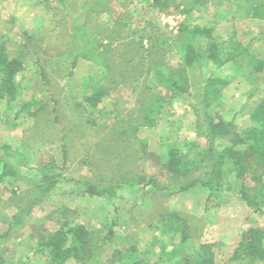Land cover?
Returning <instances> with one entry per match:
<instances>
[{
    "label": "rangeland",
    "instance_id": "1",
    "mask_svg": "<svg viewBox=\"0 0 264 264\" xmlns=\"http://www.w3.org/2000/svg\"><path fill=\"white\" fill-rule=\"evenodd\" d=\"M69 1L75 5L79 0ZM149 1L108 0L109 11L100 15L99 22L92 21L90 30L104 41L112 37L116 47L117 42L130 36L133 25L128 21L118 35L111 18L119 11L130 10L151 19L170 36L178 34L182 23L214 25L216 36L222 39L235 34L264 59V19H252L238 10V0H218L216 4L174 0L170 8L160 11L145 9ZM187 4L193 5L189 13L184 11ZM60 7L57 1L46 6L41 0H0V38L6 40L11 56L18 54L24 59V67L16 77L21 97L13 102L0 100V145L12 147L10 151L0 149V163L8 161L16 170L0 183V261L4 258L8 264H54L44 253L35 251L39 234L54 231L64 223H82L95 231L97 244H103L100 254L88 264H113V250L133 244L146 247L153 234L151 221L161 211L179 210L189 217L194 228V236L182 254L192 252L200 242H209L216 264H264L230 259L246 230L264 227V212L248 206L241 195L210 197L200 184L167 196L164 190H151L150 185L145 191L118 185L123 178L139 174L166 183L169 174L161 170V164L168 147L182 144L187 149L186 142L202 147L207 144L202 102L207 67L197 66L190 71V92L166 104L156 125L141 126L136 137L126 143L127 149L120 146L114 156L107 154L105 148L112 146L107 139L109 125L118 118L135 116L136 97L119 85L96 107L82 103L84 78L93 75L98 79L101 72L88 59L80 58L73 64L68 43L72 42L71 49L77 44L57 19L64 17L63 22L69 26L74 10L66 16L60 13ZM224 52L223 48V57ZM166 59L172 66L178 64L175 46L167 48ZM232 72L227 66L215 74ZM150 80L155 82L156 78L152 76ZM251 92H255L254 97ZM263 95L264 70L248 77L247 71L239 69L222 90L221 103L214 110L243 128L249 124L248 111ZM33 98L45 103L44 110L35 116L20 110L23 99ZM104 138L107 140L102 143ZM48 162V177L42 181L39 167ZM86 180L112 186L115 193L91 195L83 183ZM110 228L113 236L103 242ZM155 233L169 246L180 239L162 230Z\"/></svg>",
    "mask_w": 264,
    "mask_h": 264
},
{
    "label": "trees",
    "instance_id": "2",
    "mask_svg": "<svg viewBox=\"0 0 264 264\" xmlns=\"http://www.w3.org/2000/svg\"><path fill=\"white\" fill-rule=\"evenodd\" d=\"M41 1L46 6L52 1L60 2V13L73 16L69 26L63 22L64 17L57 19L62 21L68 35L73 37V43L77 44L71 49L72 42L68 43L73 64L76 65L80 58H84L99 67L101 75L98 79L93 75L84 78L81 87L82 103L96 107L119 85H124L136 97L135 116L118 118L109 125L107 139L112 142V146L106 147L105 153L110 152L112 156L116 154L118 147L128 148L126 143L136 137L141 126L156 125L159 114L173 98L190 92V71L194 67H207L208 74L205 75L202 90L207 144L202 147L186 142L187 149L182 144L168 147L161 164V170L169 174L166 183L154 176L139 174L135 178H123L119 186L126 184L129 189L145 191L146 186L150 185L151 190H164L163 195L167 196L200 184L209 192L210 197L239 194L248 206L255 211L264 212V95L248 111L246 119L249 124L243 128H238L234 119H225L214 110L221 103L222 90L232 81V75L239 69L247 71L248 77L262 72L264 59L259 58L235 34L222 39L216 36L214 25L186 22L180 25L176 36H170L151 19L130 10L119 11L111 18L118 35L128 26V21L133 25L130 36L121 42L116 41L115 47L112 37L109 39L108 36L109 40L104 41L90 30L92 21L99 22L100 15L109 11L108 0H79L75 5L68 0ZM217 1L198 0L197 3L216 4ZM173 2L174 0H150L145 9L160 11L170 8ZM123 6L124 2H121L120 7ZM237 8L252 19H264V0H238ZM71 9L74 10L73 15H69ZM191 9L193 5L187 4L184 11L189 13ZM172 45L180 57L176 66H172L166 59L167 48ZM223 48L224 57L221 54ZM227 66L234 72L224 76L215 74ZM23 67L22 56H11L6 40L0 38V100L13 102L21 97V87L16 77ZM152 76L156 78L155 82L150 80ZM254 94L255 92H251L250 96L254 97ZM44 108V102L33 98L23 99L20 110L35 116ZM131 115L132 113L129 116ZM107 139H102V143ZM4 148L12 150L10 145H0V149ZM141 151L143 152L142 147ZM64 153L67 159V151ZM49 164L50 162L39 167L42 181L48 177L46 169ZM14 169L8 161L0 163V183L14 174ZM77 182L81 181L78 179ZM83 183L91 195L115 193L112 186H98L88 180ZM150 227L153 234L146 247L133 244L115 249L112 252V263L216 264L213 245L209 242H200L192 252L182 254L194 236V228L189 224V217L181 211H161L156 220L151 221ZM157 230L179 235L180 239L169 246L155 233ZM39 236L40 242L35 251L44 253L54 264H88L100 254L103 246L97 244L95 231L89 230L82 223H64L54 231L40 233ZM112 236L110 228L103 242ZM180 254L182 256L174 260ZM230 259L250 263L264 261V227L253 226L246 230ZM0 264L8 263L2 258Z\"/></svg>",
    "mask_w": 264,
    "mask_h": 264
}]
</instances>
